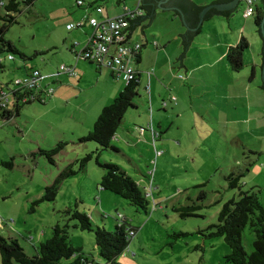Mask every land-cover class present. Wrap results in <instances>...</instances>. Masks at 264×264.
Returning <instances> with one entry per match:
<instances>
[{"label": "rangeland", "instance_id": "obj_1", "mask_svg": "<svg viewBox=\"0 0 264 264\" xmlns=\"http://www.w3.org/2000/svg\"><path fill=\"white\" fill-rule=\"evenodd\" d=\"M76 1L33 0L30 6L22 9V13L16 16V23L8 28L4 37L26 57H32L34 53L43 54L24 61L18 55H14V61L5 60L4 71H0V81L21 78L23 70L19 67L23 62L41 70L50 67L56 69L60 64L70 65V61H66L71 57L65 43H71L69 37L75 31H66V24L76 21L81 15L80 11L89 4L97 2L108 6L115 2L82 0L83 7L79 8ZM133 1L136 2L127 0L128 3ZM133 3L130 7L134 6ZM242 8L243 4L239 10ZM165 16L166 13H159L157 21ZM241 16V13L237 15L240 24L243 22ZM220 20L224 27L226 21ZM204 24L206 31L207 24L211 26L212 23L206 21ZM248 24L255 31L254 38L257 43L251 50H245L246 59L237 71V75L242 80L245 79L246 83L251 79V66L248 63L253 56L257 58L256 52L262 48L253 18L248 20ZM175 25L181 26L179 21H175ZM157 26L155 23V27ZM215 30L220 32L222 29L215 24ZM135 31L137 39L140 38L138 29ZM246 35L249 40L252 39L248 31ZM192 51L203 56L199 51ZM0 57H6V53L0 54ZM40 59L42 62H39ZM192 62L195 63V59ZM259 75L258 68L255 79L257 84L251 83L252 89L248 91V97L244 94V99L235 103L237 110H227V106L232 105L228 101L225 105L226 111H223L224 117L219 111H212L208 119L207 116L204 119L199 118L203 133L189 130V141L182 145L187 150L171 151L162 146L160 149H163L164 154L156 156L155 165L152 162L150 164L152 147L145 148L144 144H139L137 151L136 148H130L134 149L135 154L128 152V148L123 145L118 146L119 143L115 145L119 151L101 152L100 161L119 165L132 178L141 179L143 183L153 179L154 189L147 213L137 211L128 201L109 191L99 190L103 172L96 165L95 159H91L82 172L77 171L79 164L73 163L70 168L77 171V174L63 181L55 200L43 202L30 212L32 202L44 193V181L49 185L76 158L80 159L86 153L94 151V146H97L95 143H80L79 137L86 135V128L93 125L101 109L109 105L121 91L103 106L106 103L104 101L107 89L102 83L90 86L89 83L94 80L89 72L82 83H75L74 80L65 84L48 83L47 87H51L55 94L45 104L35 102L22 105L18 115H13L8 120H0V235L7 238L11 230H16L20 235L19 243L23 245L25 252L33 255V249L24 238L32 237L37 240L36 236L41 231L47 232L46 237L50 238L52 226L56 223H67L64 210L77 207L79 211L90 216L94 225L106 231H113L123 218L136 229L128 248L116 259L119 264H229L225 261L229 250L223 239H208L198 234V231L216 224L222 204L236 197L238 193L237 190L228 191L224 180L226 166L232 157L239 156L234 168L239 171L237 173H244L240 179L243 190L255 187L254 190L264 207V110H257L264 103V94H256V90H259L256 85L260 87ZM220 78L226 80L224 75ZM60 90L64 95L67 93V96L60 95ZM55 95L60 96L56 98ZM70 96H76L78 100L73 97L65 100V97ZM140 98L143 106L138 105L136 109L126 112L118 128L119 133H122V127L132 129L134 125L139 127L140 124L145 125L148 122V95L141 85L134 103H141ZM160 113V110L153 109L154 120ZM192 121L195 122V119L192 118ZM237 131L241 134L240 150L235 148L234 152H228L226 146L225 150H220L219 144H216L222 142L221 136L226 135V140L230 141L232 134ZM179 137L180 134L176 136ZM63 142L65 144L53 157V163L41 155L40 151H48ZM260 143L263 145L259 148ZM189 157L192 161L187 159ZM127 158H133L135 163H129ZM5 162H11L12 167L5 166ZM145 172H148L147 176ZM201 192L204 193V198L200 199L198 197ZM193 204L203 206L195 212L198 217H182L180 211H177L181 206ZM69 224L73 225L74 222ZM181 232L188 236H173ZM253 240L250 228L246 227L241 241L246 254L253 251ZM69 241L74 247H80L86 255L96 257L97 247L92 233L70 228Z\"/></svg>", "mask_w": 264, "mask_h": 264}, {"label": "crops", "instance_id": "obj_2", "mask_svg": "<svg viewBox=\"0 0 264 264\" xmlns=\"http://www.w3.org/2000/svg\"><path fill=\"white\" fill-rule=\"evenodd\" d=\"M191 1L197 7L205 8L217 0ZM133 2L128 3L127 0H123L121 4H116L115 1L112 2V5L108 6L101 4L84 8L80 11L82 16L80 15L79 17H77V20L75 18L76 21L74 22H79L80 20H82L84 15L93 16L97 19L101 16H116L118 13H120L124 5L131 6V3L135 5L137 1ZM241 4H243V8L239 10ZM96 6H99L102 9L101 15H97L93 10V7L95 8ZM244 10V0H239L233 10L234 12H232L231 15L213 16L202 23V25L198 28L199 31L197 30L198 33L192 37L184 53L182 59L184 74L182 69L180 68V65L177 63L181 49L180 43L176 39V37L185 35L186 31L182 28V26L177 27L175 25V21L180 22V15L178 13L158 9L150 21H146L142 26L136 28L140 33V38L137 39V37L135 36V33H137V31H135L136 29L130 33L131 40L136 41L143 46L139 58L132 63V66L135 72L139 74V84L148 95V122L145 123V125L140 124L139 127H136V125H134L132 129L129 127H122V133H119L117 130L115 136L112 138V144L114 146L119 143L118 146L123 145V147H127L128 152H131V154H135L134 149L136 148L137 151V147L139 144H144L145 148L152 147V158L150 160V164L152 162V164L155 165L157 158L155 156V152L163 151V149H160L162 146L165 149H171V151H182L183 149L187 150V147H184L182 145L188 143L189 141V130L195 132L198 131V134L203 133L201 131L202 124L199 118L204 119L207 116L208 119L210 112L212 111H219L220 115L224 117L223 111H226L225 105L226 103L228 104V101H231L232 105H228L227 110L231 109L230 111H232V109H236L235 103H238L239 100L244 99V94L246 98L248 97V91L252 89L251 83L255 82L257 84V81L255 80L257 77V69L259 68L261 70L262 48L260 50H257V58L253 56V59H250V62L248 63L251 66V79L248 80V83H246L245 79L242 80L240 76L237 75L239 73L234 72L230 68L228 62H226V55L229 49L237 46L242 39H244L248 43V48L246 49L247 51L251 50L252 46L257 43V39L254 38L255 31H253V29L248 24L249 19L253 18L254 20L255 14L246 18L243 15ZM159 13H166V16L157 21V15ZM239 13H241L242 15L240 19L243 18V22L241 24L239 23V18L237 17ZM217 18L219 20H216ZM220 19H224L226 21L224 27L223 22H219L221 21ZM206 21L212 24L211 26L207 24L205 31L204 23ZM155 23H157V27H155ZM215 24L220 25V28L222 29L220 32H217V30H215ZM212 26H214V28H212ZM75 29H66V31L74 30L75 32L69 37V42L71 43H69L68 45L67 43H65V45L67 46L71 57V59H69L68 57L66 61H70V66H73L75 68V71L77 73L76 78H69L61 73L59 74L57 73V68L55 69L53 67L42 70L37 68L36 66H32V68L38 69L41 73V79L39 80L40 87L42 85H45L47 82L65 84L70 82L71 80H74L75 83H82L86 78L87 73H91L93 75L92 78L94 81L89 83L90 86H95L99 83H102L107 89V92L105 94L106 98L104 101L106 103H104L103 105L105 106L116 96L115 94L117 92L122 90L124 81L122 80V77L119 76L110 67H98L84 61L79 57V52L81 48L87 44L88 39L92 34V30L88 23H84V25ZM247 31L252 37V39L250 40L246 37ZM199 40L202 41L198 42ZM192 50L201 52L203 56H201V54L198 52H193ZM192 59H195V63L192 62ZM245 59L246 57L244 52L243 62L245 61ZM71 60L73 62H71ZM39 62H42L41 59ZM29 67L30 66L26 65V63H22V66L19 67V69L23 70L22 76L26 74V72L29 70L27 68ZM223 75L224 77L226 76L225 81L220 78V76ZM1 82L4 83V81ZM256 87L259 88L258 91L256 90V94H263L261 92V88L258 85H256ZM61 92L62 91L60 90V93ZM60 95L67 96V93H65V95L61 93ZM60 95H55V97L59 98ZM53 96H50L48 99L52 98ZM72 97L78 100L76 96L65 97V100H70ZM142 98H140L139 102L143 101ZM35 102L36 101H32V103ZM46 102L47 100L43 104H45ZM51 103H53V101H51ZM82 103H84V101H82ZM142 103L143 102L135 103V105L136 107L138 105L143 106ZM154 108H156V111L160 110L162 112L160 113V115L156 116L155 120L153 117ZM258 109L259 111L264 110V103H261L257 110ZM189 113L195 115H189ZM192 118L195 119V122L192 121ZM92 127L93 125L88 126L86 128V132L88 133L89 131H91ZM151 129L152 131H154L153 129H155L157 132H159L160 135L158 138L155 139L152 136ZM249 132L251 133L252 131L249 129ZM178 133L180 134V137L176 138V136L179 135ZM83 136L85 135H81V137ZM240 136V132L237 131L236 133L232 134L230 141H227L226 135H223L220 139L222 140V142H217L216 145L219 144L218 148L222 151L225 150V146L228 149V152H234L235 148L239 151L242 145ZM62 144L65 143L63 142ZM262 145L263 143H260L259 148ZM96 147L97 146H94L95 149ZM130 148L134 149L131 150ZM163 154L164 152L160 156H163ZM187 159H189V161H192L190 157ZM238 159L239 156L229 159L230 161L228 162V166H226L227 173H224L226 174L225 176H228L230 174H237V172H239L237 168H234V165L236 164ZM127 160L129 161V163L134 162L133 158H127ZM126 172L128 173L127 170ZM246 172L249 171L246 170ZM144 174L147 176L148 172H145ZM134 181L142 188V190H144V187L151 186V191L149 194V198L151 199L152 191L154 189L153 179L149 182L144 181V183L143 181H141V179H134ZM239 182L241 184V181ZM203 184L204 183H202V185ZM44 186H47V181H44ZM228 191L232 190L228 189ZM217 204H220L219 201L217 202ZM191 206H195L198 210H201L203 208V206L196 204H193ZM47 234V232L41 231L39 236H36L37 240L32 237L24 238L29 246L33 249L32 254H35L36 249L41 242L49 239L46 237ZM18 236L20 235L16 230H11L7 238H16L18 240ZM21 246L24 249L23 245ZM93 258L99 261L98 253L96 257Z\"/></svg>", "mask_w": 264, "mask_h": 264}, {"label": "trees", "instance_id": "obj_3", "mask_svg": "<svg viewBox=\"0 0 264 264\" xmlns=\"http://www.w3.org/2000/svg\"><path fill=\"white\" fill-rule=\"evenodd\" d=\"M115 1L116 4H121L123 0ZM136 1L137 2L132 7L124 5L120 13L116 15H121L124 12L125 8L133 10L137 6L141 11V14L139 16H137L135 19L130 20L128 28L124 29L123 32L125 38L123 42L131 48H133L132 46L134 44L140 45V43L131 40L130 33L137 27L142 26L144 22L150 21L153 18V15L158 10V2L154 0ZM32 2L33 0H0V54L6 53V57H0L1 72L4 71L5 60L9 62L14 61V55H18L24 61L43 54L34 53L32 57H26L25 54L20 52L11 42L7 41L4 37L5 33L8 31V28L16 23V16L22 13V9L24 7L30 6ZM78 2H80V4H78ZM189 2L196 6L191 0H189ZM93 5L101 4L96 2L95 4L87 5V7H92ZM76 6L80 8L83 7V1L77 0ZM97 8L100 7H93V10L97 15H101L102 9L100 8L101 13L98 14L96 12ZM263 11L264 1L256 0L254 24L257 28L258 35ZM231 14L232 13L225 14L223 16ZM113 17L101 16L97 19L93 16L84 15L82 20H80L79 22L70 24H80L79 26L75 27L79 28L80 26L84 25V23L89 24V20L91 18H96L98 21H100L102 19ZM91 30L93 32L92 27ZM198 31H196L195 34H197ZM142 47L143 46L140 45L137 51L132 50V53H134L131 57L133 62H135L139 58ZM247 48L248 43L244 39H242L237 46L230 48L227 52L226 61L233 71L237 72L243 66V53ZM8 56H12V59H8ZM83 60L96 65L92 61H88L86 59ZM96 66L99 67L102 65ZM68 67L72 66L69 65ZM27 69L29 70L26 72V74L19 79L26 78L33 71H38L41 75L38 69H34L32 67H29ZM57 73L65 74L69 78L73 77L67 73L61 72L59 70V67L57 68ZM76 77L77 73L73 78ZM13 80L14 79L8 81L2 80L6 84L0 81V92H9L11 90L10 85ZM139 82V74L135 72L134 78L128 82H125L122 90L112 100V102L101 109V112L94 122L91 131H89L85 136L79 138L80 143H95L97 145L96 149L90 153H86L80 159L76 158L74 162L70 164V166H67L64 168V170L60 171L52 180V182L44 188L43 195L32 202L30 212L34 211V208L43 202L54 201L60 191V187L63 181L72 176H75L77 174V171L82 172L86 164L91 159H95L94 161L96 165L100 167L103 172L98 185L99 190L109 191L110 193H113L128 201L137 209V211L147 213L150 198L145 194L146 192L142 190V188L137 185L134 179L119 165L111 162L100 161L99 159L100 154L103 151H119V149L112 144V138L115 136V133L121 125L126 112L129 109L136 108L134 99L138 96V87L140 85ZM48 83L50 82H47L45 85H42L40 87V84L38 82V87L30 91V94L24 91L22 93L19 92L12 95L11 100H13V98L14 100L15 98L19 99L20 96L25 95H33V97L31 99H27L23 103H17L14 100L11 101L9 103L8 109L0 111V120H8L13 115H18L20 107L22 105L32 103V101L43 104L50 96H53V94H55L54 90L50 95L46 94L45 90L48 89ZM153 130L154 133L158 134V138L160 135L159 132H157L155 129ZM62 145L63 144H58L56 147L48 151H40V153L41 155L46 156L50 163H53V157L60 152V150L62 149ZM73 163L79 164L77 171L70 168ZM4 165L8 168L12 167L11 162H5ZM243 176V173H237L230 174L225 177L228 189L237 190V198L232 197L224 202L217 216V223L209 226L206 230L198 231V234H201L208 239H223L225 245L229 250L228 254L225 255L226 263L264 264V207L256 194V190H254L255 187L243 190V187L239 182ZM203 195V193H200L199 198H203ZM177 211H180L182 217H198V215L195 214V212L198 211L195 206H181L177 209ZM63 214L67 217V223H56L52 227L51 237L44 242H41L38 245L35 254L33 255H28L16 238H6L0 235V264H119L116 261L117 257L125 252V250L129 246L131 238L135 236H128V231L133 230L136 234V229L127 224L124 218L120 222H118L117 225H115L113 231H106L104 228L94 225L91 221L90 216H88L84 212L79 211L77 207H75V209H65ZM69 222H74V224L70 225ZM246 227L250 228L254 237L253 251L250 254H246L241 242L242 234ZM70 228L93 234L99 261L94 259L92 256H88L83 253L80 247H74L73 245H71L69 241ZM173 236L175 238L186 237L188 236V234L181 232L178 234H173Z\"/></svg>", "mask_w": 264, "mask_h": 264}, {"label": "built area", "instance_id": "obj_4", "mask_svg": "<svg viewBox=\"0 0 264 264\" xmlns=\"http://www.w3.org/2000/svg\"><path fill=\"white\" fill-rule=\"evenodd\" d=\"M80 4V2H78ZM245 10L244 17H250L255 12L256 0H244ZM96 12L101 13V9L97 8ZM141 14L138 6L133 10L125 8L124 12L113 18H106L98 21L96 18L89 20L90 26L93 28V32L88 39L87 44L80 50L79 56L82 59L94 62L96 65H102L110 67L119 76L122 77L124 82H128L134 78L135 70L132 66V50L137 51L140 47L139 44H134L131 48L127 44H124V29L128 28L129 22L135 19ZM80 24H69L66 29H72ZM131 58V59H130ZM8 59H12V56H8ZM59 70L63 73H67L70 76L75 77L76 73L73 67L60 65ZM41 79V75L38 71H33L26 78L15 79L11 83V90L9 92H0V111L8 109L11 101V96L19 92H27L38 87V82ZM47 95L53 92V89L48 87L45 90ZM17 97V96H16ZM33 95L20 96L15 98V102L23 103L27 99H31ZM142 130V129H141ZM153 137L156 139L158 134L154 133L151 129ZM162 152H156V156L161 155ZM148 187V188H147ZM144 187V191L149 196L151 186ZM135 232L128 231V236H134Z\"/></svg>", "mask_w": 264, "mask_h": 264}, {"label": "water", "instance_id": "obj_5", "mask_svg": "<svg viewBox=\"0 0 264 264\" xmlns=\"http://www.w3.org/2000/svg\"><path fill=\"white\" fill-rule=\"evenodd\" d=\"M158 2L157 8L164 11L176 12L180 15V24L186 31L185 35L176 37L180 43V56L177 63L183 71L182 59L184 53L202 23L210 17L230 14L233 12L239 0H217L205 8L194 6L189 0H154ZM264 1V0H263ZM259 36L262 41L261 49V70H260V88L264 94V11L260 21Z\"/></svg>", "mask_w": 264, "mask_h": 264}]
</instances>
